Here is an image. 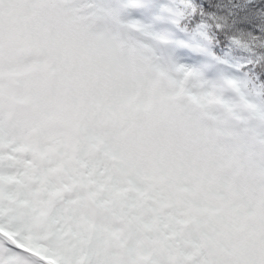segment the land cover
Instances as JSON below:
<instances>
[{
    "label": "snow or ice",
    "instance_id": "1",
    "mask_svg": "<svg viewBox=\"0 0 264 264\" xmlns=\"http://www.w3.org/2000/svg\"><path fill=\"white\" fill-rule=\"evenodd\" d=\"M0 264H264V0H0Z\"/></svg>",
    "mask_w": 264,
    "mask_h": 264
},
{
    "label": "rangeland",
    "instance_id": "2",
    "mask_svg": "<svg viewBox=\"0 0 264 264\" xmlns=\"http://www.w3.org/2000/svg\"><path fill=\"white\" fill-rule=\"evenodd\" d=\"M133 16H134L135 18H141L139 12H134V13H133Z\"/></svg>",
    "mask_w": 264,
    "mask_h": 264
}]
</instances>
